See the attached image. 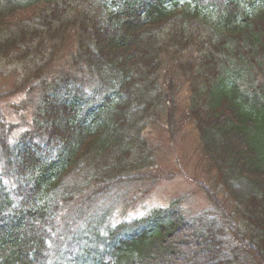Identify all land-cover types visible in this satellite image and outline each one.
<instances>
[{"label":"trees","instance_id":"trees-1","mask_svg":"<svg viewBox=\"0 0 264 264\" xmlns=\"http://www.w3.org/2000/svg\"><path fill=\"white\" fill-rule=\"evenodd\" d=\"M185 119L208 204L107 219ZM0 264H264V0H0Z\"/></svg>","mask_w":264,"mask_h":264},{"label":"rangeland","instance_id":"rangeland-1","mask_svg":"<svg viewBox=\"0 0 264 264\" xmlns=\"http://www.w3.org/2000/svg\"><path fill=\"white\" fill-rule=\"evenodd\" d=\"M20 82L25 83L26 81ZM14 108L13 106L12 109ZM12 112L14 113L15 111ZM175 127L172 126V129L169 128V130H165L162 127L155 128L154 139L151 141L157 151V163H160L157 170L160 175L161 173L163 175L160 176L155 171L147 179L138 178L137 182L139 184L133 185L132 181L129 180H127V183L126 181L118 184L111 183L112 191L105 196L106 200L103 199L102 206V212H105L104 215L107 216V219L111 216L115 221L131 219L142 214L147 204L153 208L160 207L161 204L166 206L182 196L186 197V202H191L193 210H198L208 204L207 197L204 194L206 193L205 189L203 186L202 188L200 187L197 179L205 177L206 180H209L210 175L214 174V172L209 171L206 165L204 167V154L201 153L198 131L192 127L187 119L178 123L177 129ZM141 179L145 182L139 181ZM140 186L148 188L146 191L147 195L139 196L140 199L145 201L144 205L137 206L142 203V200L128 203V200L131 201L137 196V193L139 194L137 189ZM125 196L127 197L124 198ZM102 197L104 195L98 196V198ZM99 200L93 199V204H97ZM94 207L95 209H100L97 205H94ZM94 214L99 213L96 212ZM71 216L73 214L68 217ZM189 234L192 233H186L182 236L186 242H189L190 252L189 255L188 253L186 254V256L188 255L186 257L187 260L197 250L195 242L188 236ZM178 246L182 247L181 244Z\"/></svg>","mask_w":264,"mask_h":264}]
</instances>
